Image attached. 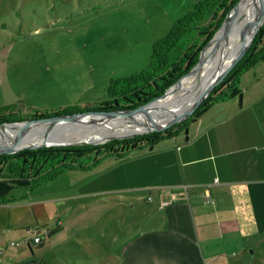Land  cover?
Masks as SVG:
<instances>
[{"label": "rangeland", "instance_id": "1", "mask_svg": "<svg viewBox=\"0 0 264 264\" xmlns=\"http://www.w3.org/2000/svg\"><path fill=\"white\" fill-rule=\"evenodd\" d=\"M201 1L0 0V107L15 106L21 113L23 106L30 105L32 110H24L27 117L36 111L81 110L108 100L112 82L146 69L155 44ZM260 68L264 71V62L243 76L250 78ZM100 164L90 172L66 171L33 191L18 188L9 196L11 202L0 205V264H22L33 257L28 242L35 231L41 232L45 247L32 246L45 256L46 264H73L74 258L70 262V255L61 250L77 249L68 236L60 235L64 240L48 247L45 228L50 230L58 221L67 227L115 222L125 235L135 222L144 220L150 204L133 203L128 196L147 198L149 192L124 188L112 194L99 193L98 171L112 167L118 172L112 158ZM113 194L127 198L121 202L109 199ZM104 197L107 202L98 201ZM82 207L89 209L81 211ZM10 232L14 236L8 240L4 236ZM259 256L249 257L246 264H264Z\"/></svg>", "mask_w": 264, "mask_h": 264}, {"label": "crops", "instance_id": "2", "mask_svg": "<svg viewBox=\"0 0 264 264\" xmlns=\"http://www.w3.org/2000/svg\"><path fill=\"white\" fill-rule=\"evenodd\" d=\"M252 77H241L240 94L215 103L190 124L182 140L161 142L162 147L132 153L124 161L106 158H112L118 172L112 167L98 171L99 193L124 188L149 192L148 199L128 196L133 203L150 204L144 220L135 222L131 232L122 235L115 222L67 227L58 221L50 228L56 233L48 236V247L58 246L68 236L77 249L61 250L70 255V262L74 258L73 264H246L259 253L264 262L262 68ZM30 186V180L0 179V199H9L18 188L33 191ZM110 198L121 202L127 197ZM103 199L98 201L107 202L108 197ZM30 234L33 257L22 264H46L45 256L32 246H43L44 240L36 244ZM13 236L10 232L4 237Z\"/></svg>", "mask_w": 264, "mask_h": 264}, {"label": "trees", "instance_id": "3", "mask_svg": "<svg viewBox=\"0 0 264 264\" xmlns=\"http://www.w3.org/2000/svg\"><path fill=\"white\" fill-rule=\"evenodd\" d=\"M239 1L199 2L191 12L175 23L166 37L155 44L151 63L146 69L131 77L112 82L108 100L81 110L74 108L54 113L36 111L27 117L24 116V110L29 109L30 105L23 106L21 113L16 112L15 106L0 107V123L23 122L88 110H129L163 97L199 63L203 50L221 29L226 17ZM260 62H264V26L245 57L188 120L163 132L130 139H113L96 145L27 149L16 154L0 155V179L30 180V187L34 190L56 180L66 171H89L108 157L124 161L136 151L152 149L161 142L176 139L215 103L239 95L241 77ZM7 202V198L0 199L1 204ZM55 233V230H48L46 234L52 236Z\"/></svg>", "mask_w": 264, "mask_h": 264}, {"label": "bare ground", "instance_id": "4", "mask_svg": "<svg viewBox=\"0 0 264 264\" xmlns=\"http://www.w3.org/2000/svg\"><path fill=\"white\" fill-rule=\"evenodd\" d=\"M264 11V0H243L239 6L231 11L228 24L213 38L203 54L196 69L184 77L177 86L167 95L152 102L146 115L142 113L119 116L106 126L98 124L71 123L56 127L46 132L47 125L27 128L24 124L0 127V146L22 138L27 132L30 141L48 139L52 142H65L76 139H91L104 141L109 137L118 135L116 128L122 134L135 132L152 123L153 120L164 118L175 111L182 110L196 101L212 81L217 72L226 67L237 55L240 48L248 38L251 24L258 19ZM210 79V80H209ZM146 116V118L143 117Z\"/></svg>", "mask_w": 264, "mask_h": 264}, {"label": "water", "instance_id": "5", "mask_svg": "<svg viewBox=\"0 0 264 264\" xmlns=\"http://www.w3.org/2000/svg\"><path fill=\"white\" fill-rule=\"evenodd\" d=\"M242 1L243 0H240L238 4L232 9V11L235 10ZM230 15H231V12L226 17L221 29L227 26ZM263 26H264V11L263 13L259 15L258 19L255 20L249 27L248 38L244 42L240 50L238 51L235 58L221 71L217 72V74L214 76L212 81L208 84L204 92L200 95V97L196 101L189 104L182 110L175 111L172 114L165 116L164 118H161V119H157V120H153L152 118L148 119L144 115L147 114L146 110L148 106L152 103L151 102L147 105L140 106L135 109H129V110H109V111L88 110V111H79V112L69 113V114H64V115H54V116H49V117H44V118H39V119H34V120H28V121H23V122L0 123V127L24 124L26 125L27 128H31V129L37 126L47 125L45 130L46 132H48L58 126L62 127L64 125L71 124V123H80L84 125L85 124H89V125L98 124L100 127H102V126L108 125L109 123H111L113 120H115L119 116H124V115L128 116V115L137 114V113L144 114L143 117L146 118L145 120L147 121L152 120V123L147 124L146 127L141 128L135 132L127 133V134L120 133L119 129L116 128V133L118 135L114 137H109L108 139L104 141H93L91 139H76V140L65 141V142L63 141L62 142H52V141H48V139H44L41 141H30L31 137L28 136L29 135L28 133L30 131L27 133H25L26 132L25 131L24 132L25 135L22 138H19L9 144L5 143L2 146H0V155H4V154L11 155V154H16L20 151L27 150V149L34 150V149H40V148H45V147H59V146L68 147V146H76V145L102 144V143H106L113 139L123 140V139H130V138H134L138 136L148 135L151 133L163 132L176 124L182 123L188 120L195 113V111L209 98L212 92L227 78V76L232 72V70L245 57V55L248 53V51L252 47L256 36L260 32V30L263 28ZM212 41L213 39L210 41V43ZM208 45L205 47V49L208 47ZM205 49L203 50L201 54L199 63L184 77H187L189 74H191L196 69V67L200 64L203 54L205 52ZM179 82L175 84L173 87H171L165 93V95H167L170 91H173V89L175 88L176 85L179 84Z\"/></svg>", "mask_w": 264, "mask_h": 264}, {"label": "built area", "instance_id": "6", "mask_svg": "<svg viewBox=\"0 0 264 264\" xmlns=\"http://www.w3.org/2000/svg\"><path fill=\"white\" fill-rule=\"evenodd\" d=\"M45 232L47 233L48 230H47V231L45 230ZM32 237H33V241H34L36 244H39V243L42 242L43 237H42V235H41V232H38V231L32 232Z\"/></svg>", "mask_w": 264, "mask_h": 264}]
</instances>
